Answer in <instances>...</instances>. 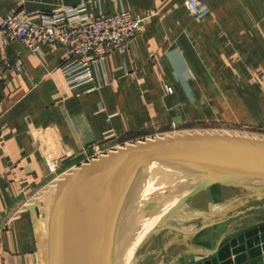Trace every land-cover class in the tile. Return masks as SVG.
<instances>
[{"label":"crops","instance_id":"crops-1","mask_svg":"<svg viewBox=\"0 0 264 264\" xmlns=\"http://www.w3.org/2000/svg\"><path fill=\"white\" fill-rule=\"evenodd\" d=\"M204 1L211 13L202 23L186 0L90 2L87 13L96 17L123 9L143 18L131 45L97 64L98 84L91 92L72 90L65 82L61 45H42L34 53L18 41L4 46L0 34V72L6 76L0 264H52L56 199L49 188L87 163L97 145L176 134H264V0ZM83 2L0 0V21L25 9L39 24L40 13ZM208 189L189 186L185 195L194 199ZM245 191L253 196L244 197L235 211L229 206L228 217L226 206L242 196L211 207L212 219L179 220L178 230H165L147 244L140 264H196L208 259L221 239L262 225L264 190Z\"/></svg>","mask_w":264,"mask_h":264},{"label":"water","instance_id":"water-1","mask_svg":"<svg viewBox=\"0 0 264 264\" xmlns=\"http://www.w3.org/2000/svg\"><path fill=\"white\" fill-rule=\"evenodd\" d=\"M148 182L264 190V138L176 134L82 164L50 190L56 199L52 264H105L112 203ZM217 244L196 264H264V223Z\"/></svg>","mask_w":264,"mask_h":264},{"label":"built area","instance_id":"built-area-1","mask_svg":"<svg viewBox=\"0 0 264 264\" xmlns=\"http://www.w3.org/2000/svg\"><path fill=\"white\" fill-rule=\"evenodd\" d=\"M92 1L84 0L78 6L64 8L54 13H40L41 22L39 24L31 19L25 9L7 15L0 21L2 43L6 46L11 42L18 41L34 53H39L42 45H61L65 49L61 68L65 82L72 90L88 88V91L91 92L97 88L98 84L97 64L104 63L111 51L123 53L141 31L143 22L141 16H136L123 9L116 14L98 17L88 14L87 5ZM185 5L187 10L201 23L205 22L211 13L204 0H186ZM7 67L17 71L22 69V66L18 64H7ZM5 82V73L0 72V139L4 137L1 122L5 106V102L2 100ZM169 92L172 93V90L169 89ZM173 126L176 129L177 126ZM127 145L118 144L109 146V148L97 145L87 162L106 156ZM49 167L51 171H54L53 167ZM52 189L53 187L49 188V190ZM37 198L32 202H35ZM29 203L31 202L24 205L23 211L31 205Z\"/></svg>","mask_w":264,"mask_h":264},{"label":"rangeland","instance_id":"rangeland-1","mask_svg":"<svg viewBox=\"0 0 264 264\" xmlns=\"http://www.w3.org/2000/svg\"><path fill=\"white\" fill-rule=\"evenodd\" d=\"M177 130V129H176ZM175 130V131H176ZM252 132V131H250ZM249 131H244L242 134L238 135H247L251 137H262L264 138V134L259 132L250 133ZM133 145V144H132ZM126 148V147H124ZM215 185V184H214ZM209 186L207 187L208 190L198 193V196H194L193 199L192 196L188 194V196L185 195L186 192L189 190V186H186L185 184L180 185L177 187V189L174 191L173 194H171L167 190V186L162 185L161 188L156 191V194L158 196V199L160 200L159 205L153 210V213L145 220L142 221L141 224L137 226V230L134 232V229L131 228L130 222L128 223L129 226L126 228L124 227L122 230V233H125L122 235L123 243L120 246V248H117L116 250H113L112 255L115 253V258L112 260L114 261L113 264L120 260L119 264H140V261L142 260L144 256V251L147 249V244L152 242L154 239H156L158 236H160L162 233L169 231V230H178V221H182L183 223L186 222H199V221H206L207 219H212L211 216V207H216L219 203H222L223 201L228 202L229 199L234 198L233 196H242L243 199L238 201H233L231 204H228L226 206V212L228 210V207H231V210L235 211L234 209H239L245 204V198L247 196H253V194L250 195L248 191H245L247 188H236V187H223V186ZM192 187V186H191ZM198 188V187H195ZM152 187L148 190L145 189V187L137 188L134 192H129L132 194H128L125 199L123 197H119L118 200L112 203L111 205V218L108 219V231L110 235V229L112 224L115 225L120 224L123 226L124 218L126 216V212L129 213V216L133 214L134 216L137 215L135 213H138L137 206H141L145 200L146 194L149 192L151 193ZM124 194V193H122ZM186 197H185V196ZM245 195V196H244ZM193 201L187 200V198H191ZM144 199V200H143ZM233 200V199H232ZM159 207V208H158ZM159 209L157 214L155 213L156 210ZM210 209V210H209ZM134 211V212H133ZM230 210H228L225 217H228L230 215ZM133 212V213H132ZM140 213V209H139ZM156 214V216H155ZM128 216V217H129ZM155 216V220L151 222L149 219L153 218ZM216 216V215H215ZM127 221V219L124 221V223ZM123 224V225H122ZM130 227V228H129ZM118 228H116L113 225L114 232L119 231ZM121 230V229H120ZM166 230V231H165ZM127 232V233H126ZM131 237V238H129ZM150 245V244H149ZM128 248V251H127ZM125 252L127 255L124 256Z\"/></svg>","mask_w":264,"mask_h":264},{"label":"bare ground","instance_id":"bare-ground-1","mask_svg":"<svg viewBox=\"0 0 264 264\" xmlns=\"http://www.w3.org/2000/svg\"><path fill=\"white\" fill-rule=\"evenodd\" d=\"M183 183H177V184H173V185H169V184H163L162 182L160 183H155V182H148V183H144V185H140V186H136L134 187V189L131 191V192H134L136 191L137 188H141V187H145V189H149L152 187V190H151V193H147L146 194V197H145V200L143 202V204L141 206H137V211L138 213H135L137 215H133L131 214L129 216V213L126 212V216L127 218H124L123 219V223L121 226L120 224H117L115 225L114 223L112 224L111 226V229H110V235L107 239V242H106V250H105V264H113V258H115V252L113 255V250H116L117 248H120V246L122 245V241H123V238H122V235L125 234V233H122V229L129 225H131V228L134 229V232L135 231H138L137 230V226L139 224L142 223V221L144 222L145 220H147V218L153 213V210H155V208L159 205L160 203V200L158 199V196L156 194V191H158L159 188H161L162 185L164 186H167V190L173 194L174 191L177 189V187H179L180 185H182ZM132 194V193H129V195ZM123 196V195H122ZM128 196V194H127ZM160 206V205H159ZM159 208V207H158ZM139 209H140V213H139ZM159 211V209L156 210V214L157 212ZM134 212V211H133ZM132 212V213H133ZM155 214V216H156ZM129 216V217H128ZM155 216L151 219H149L151 222H153L155 220ZM127 219V221L124 223V221ZM130 222V224L128 225V223ZM113 225L118 228L119 227V231L117 232H114L113 230ZM130 228V227H129ZM121 229V230H120ZM109 230V229H108ZM127 233V232H126ZM131 238V237H129ZM127 251H128V248H127ZM118 253V252H117ZM127 255V253L125 252L124 256ZM120 260H117L114 264H119Z\"/></svg>","mask_w":264,"mask_h":264},{"label":"trees","instance_id":"trees-1","mask_svg":"<svg viewBox=\"0 0 264 264\" xmlns=\"http://www.w3.org/2000/svg\"><path fill=\"white\" fill-rule=\"evenodd\" d=\"M218 186H220V185H218ZM224 187V186H223Z\"/></svg>","mask_w":264,"mask_h":264}]
</instances>
